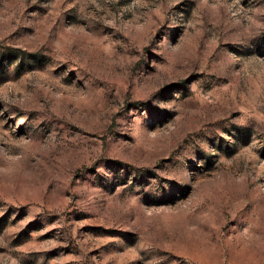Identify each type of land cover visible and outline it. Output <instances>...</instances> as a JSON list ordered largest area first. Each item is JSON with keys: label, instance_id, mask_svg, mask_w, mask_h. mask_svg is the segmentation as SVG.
I'll return each mask as SVG.
<instances>
[{"label": "rangeland", "instance_id": "374dc122", "mask_svg": "<svg viewBox=\"0 0 264 264\" xmlns=\"http://www.w3.org/2000/svg\"><path fill=\"white\" fill-rule=\"evenodd\" d=\"M0 264H264V0H0Z\"/></svg>", "mask_w": 264, "mask_h": 264}]
</instances>
